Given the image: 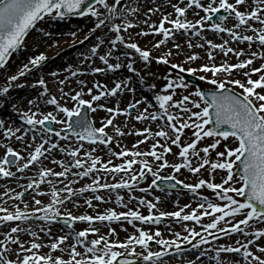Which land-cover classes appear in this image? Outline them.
I'll use <instances>...</instances> for the list:
<instances>
[{
  "label": "snow or ice",
  "instance_id": "6c2138e0",
  "mask_svg": "<svg viewBox=\"0 0 264 264\" xmlns=\"http://www.w3.org/2000/svg\"><path fill=\"white\" fill-rule=\"evenodd\" d=\"M246 3L248 4V8L241 11L240 6ZM98 6H102L103 11L99 10ZM192 6L202 10L205 14L195 22L188 21L185 16L187 8ZM118 7L121 10L119 12L117 11ZM172 7L176 14L175 19H171L168 15H163L158 26L151 24L149 25V31L142 30L137 35H161L163 39L153 45L155 48H160L169 38L174 40L176 33L181 35H200L206 23L210 22L216 13L223 10L229 17H234L236 23L233 28L221 25L220 23L210 24L211 30L214 33L227 32L232 40L248 42L249 47H251L254 41H258L259 45L264 47V0H234V2H230V0H188L187 8L178 6L177 4H173ZM123 8V0H94V3L92 0H0V68L5 66L13 52L20 49L26 34L36 26L38 21L44 20L45 17L64 20L66 17L72 15L91 16L95 20V23L93 29H90V31L107 28L108 32L112 34L107 37V41L101 40L90 49V55L97 56L102 45L105 42L109 44V52L99 55L100 61L103 62L108 71H116L123 66L129 72L139 75V71L134 67V62L123 65L119 56H117L116 62L109 61L108 57L120 46H123L124 49L132 50L134 54H138V59L146 65L152 59H155L158 64L170 66L172 70H175V79L172 78L171 73L168 75L163 94L154 95L158 110L156 112H149L148 108L153 107V105L150 101H143V103L147 104V107L143 108L135 116V119L138 121L159 122L163 120L164 126L154 133V136L160 139H157L148 151H129L124 149L116 153L110 150L111 155L118 157L130 155L132 157L119 165H112L111 159L107 162H102L99 157H95L91 152H88L85 155L88 157L89 163L85 166V161L79 158L82 145L69 150L55 142H51L50 146L46 147L49 143L48 140H44L37 145L25 142V147L31 149L27 157L19 151L14 150L13 147L3 145L0 146L4 148V154L0 157V177L11 178L14 176L11 170L13 167H15L17 172H23L30 165L41 162L40 158L45 157V153L58 150L74 158L70 162L71 167L81 170L75 172V176L87 177L89 174L100 171L106 173H127L134 164H140L139 172L130 177L132 183L122 181L111 185L107 183L100 184L99 177L94 176L93 184L89 185L88 189L81 188L79 190L81 193L86 190L95 193L99 188L131 189L138 177L145 179L148 174H151L153 177L151 181L152 185H156L158 180L165 182L174 181L175 183L172 187L182 185L183 188L194 194L197 189L206 184L207 188L213 190L218 199L224 203L207 202V198H203V202L197 205L199 211L192 209L191 212L183 215V208H181L175 212H161L158 216H154L152 209L155 205L151 202H147L149 209L148 216L141 215L136 210L120 213L114 210H106L104 214L96 216H74L71 212H67L65 215L68 219L64 222L69 227H71L69 220L87 222L89 227L78 232L56 237L50 245H46L49 247L50 252L41 255L39 250L45 245L36 242L38 239L36 232L31 229L21 228L18 224L11 225L8 222L27 221L29 219L45 221L46 226L41 227L40 231L52 239L51 227L47 225H51L53 221H56L61 215L60 208L64 206L66 201L73 202L72 198L77 195L74 189L68 186L71 183L68 180V183L61 181L64 184L63 188H51V198L47 204L37 198L38 196L49 194L40 189V185L45 182L48 176L67 179L69 167L63 161L53 159L52 163L58 164L62 168V171L54 172L46 167L40 169L39 180L29 182L24 192L17 194V199H21L23 202L25 192L29 189L32 190V199L36 205V207L32 208V216L28 214V205L26 203L25 210L16 207L14 212L9 211L5 207H0V213H4L0 215V225L9 229L5 233V240L0 241V248H2V252H0V264H139V260L132 257H141L144 264H164L165 257L171 259L176 255H181V245L185 243L196 250L193 255L197 257L195 261L188 260L186 264H205V261L201 258L207 256V251L201 246L210 244L209 237L212 240L219 241L225 236L231 239L233 235L237 236L234 243H218L214 249H210L214 255L207 256V259L213 261V264H224L225 261L227 264H242V262L243 264H264V256L257 255L252 251V248L255 247L259 253L264 254V245H257V241L264 239V227L254 226L255 224H264V65L261 68H252L250 71H244L242 75L245 79L243 80L233 78L232 76L234 69H247L252 65L253 58L259 56V58L264 59V54L251 52L249 59L231 65L227 63L221 65L204 64L199 67L189 66L185 68L182 63H173L170 59L171 56L179 54V50L182 48L180 44L174 43L173 47L178 50L177 53L168 51L161 56L151 57L150 50L142 49L136 42L132 41L130 35L126 39L125 35L122 34V31L127 32V29L132 27V24L126 18L120 24L114 22L121 15ZM132 11L134 12L136 9H132ZM154 11L157 10L148 9L150 13ZM221 19L224 20L226 17H221ZM251 21H256L260 27H254L250 23ZM165 22L170 24L172 28H166ZM145 23L147 24L148 22L145 21ZM241 27H245L253 35H245L235 30ZM207 43L213 49L220 48L224 51L225 45H217L212 43V41H207ZM225 44H227V41H225ZM194 46L203 47V44L193 45L189 42V48ZM228 53H234L239 57L243 54V51H236L228 47L224 51V55L227 56ZM88 58L90 57H85V59ZM208 58L209 60L213 59L211 52L208 53ZM197 59H199L198 55L193 53L187 55L184 62L190 64ZM45 60L44 54L31 57L27 64L22 65V70L16 75L8 77L6 85L0 87V99L5 98L12 87H25L23 84L14 85L13 82L30 73L32 69L41 67L42 62ZM104 70L97 67L93 71L98 73ZM185 72L193 75L196 72L205 73L206 75H200L198 79L205 84L211 85L212 88L206 92L201 87L190 86L185 82L182 75ZM253 73H260V75L257 79L253 80L251 78ZM77 74L76 71H72L71 73L72 76H76ZM51 75L55 77L57 73L52 72ZM64 83L65 80L59 81L60 85ZM79 83L83 84L84 82L80 81ZM28 86L32 88L39 87L41 89L37 98L48 94L47 83L43 78H38L34 84ZM94 87L97 89L95 94H93V89H87L88 99L84 98L83 89L72 93L64 92L63 88H60L59 90L63 93V96L73 103L72 107L61 105L55 96L45 101L49 105H54L55 110L62 115L63 119H58L57 115H54L51 111L46 114L40 113L39 105L32 99L28 100L29 109L23 111L20 118L24 124L34 130L37 126H40L43 133L53 132L52 129L44 127L46 123L63 125L62 131L68 135H62V131L54 132V136L61 140H67L71 136L79 141L87 140L92 144L99 142L106 145L112 140V137L107 136L105 129L107 126L113 124V119L107 118L106 122H102L101 127L96 128L87 115H81V109L86 107L91 112L103 109L110 114L121 112L122 110L119 108H109L104 104L96 102L101 101L105 97L117 95V91L122 87V84L116 83L111 89H106V86L99 83L95 84ZM151 87L155 88V85ZM177 88H182L186 91L191 88L192 90L188 94L183 95L179 100H175L174 96L176 95L175 90ZM235 88H239L240 91H235ZM258 89L259 91H257ZM141 103L142 101L139 100L130 103L128 109H136L137 105ZM12 107L14 110L17 109V105L15 104ZM33 108H36V111H33ZM123 111L125 114H128L127 110ZM73 118H75L74 121ZM3 127H5V123L3 120H0V128ZM225 127L227 130H225ZM185 129L192 130L194 139L182 141L181 136ZM116 131L119 135L128 134L121 132L119 128ZM20 132H22V128L20 127H17L15 130L8 128L4 136L9 138L15 137L17 141H21L24 139V136L16 135V133ZM146 133L151 135V129L144 128L133 134L144 135ZM205 137L213 138L212 142L203 148H198V142ZM229 138H232L231 143H229ZM33 139H35V136ZM147 139L148 136H145V140ZM161 140L164 143H161ZM221 144L223 150L216 152L218 159L210 162L208 158L209 150H216L217 146ZM171 145L176 146L178 152L173 153ZM134 147L136 146L134 145ZM201 152L204 154L203 156L200 155ZM169 153L174 157H179V160L169 161L167 158ZM149 158H151V163L149 162ZM205 165H210L212 170H225L226 177L222 178L221 183H213L200 179L198 183L193 185L179 180L174 174L167 176L160 175L166 168L172 169L173 173H180L182 169H187L190 173L195 174L199 173ZM234 168L239 173L238 180L234 173ZM233 181H236L239 186L237 187L231 183ZM48 183L51 184V181H48ZM141 191L146 190L141 189ZM61 192H66V195H60L59 193ZM238 197L242 199H237ZM94 199L99 201L103 197L96 195ZM121 200L122 198L118 195L117 202H121ZM87 203L89 206H92L90 200ZM139 203L143 204L145 201L141 199ZM184 207L189 206L185 205ZM36 213H42V215L36 216ZM204 216H210L211 221L201 223ZM163 217H174L177 222L194 221L200 224L205 235L196 231L195 228H188L187 225H182L184 232L187 234L181 235L179 232H173L175 238L169 240L163 238L159 227L152 232L139 228L134 223L135 221H139L159 225L163 223ZM95 221H99L100 226H93ZM121 221L133 225L138 232V236H129L126 241L120 242L106 239L105 235L100 234V227L109 226L112 222ZM104 222H108V225H105ZM166 227L171 231L169 225H166ZM24 231H27L33 237L31 241L27 242V247L25 246L26 242L20 240L18 236V233ZM90 234L96 238L89 240ZM108 235H116V230L109 226ZM197 237L199 238L198 240L196 239ZM69 239L73 241L72 244H67ZM193 240H196V242L193 243ZM152 241L160 246V250H151L150 242ZM8 243L17 246L16 250H14L17 254L15 261L6 258L3 254L9 251L7 247ZM65 245L69 255L68 260L51 255V252L65 251ZM136 246L139 247V252L136 251ZM78 247H82L85 251H77ZM20 251L25 253L22 257L19 256ZM222 254H239L241 258L237 259L236 255L222 256Z\"/></svg>",
  "mask_w": 264,
  "mask_h": 264
},
{
  "label": "rangeland",
  "instance_id": "374dc122",
  "mask_svg": "<svg viewBox=\"0 0 264 264\" xmlns=\"http://www.w3.org/2000/svg\"><path fill=\"white\" fill-rule=\"evenodd\" d=\"M178 2V3H177ZM230 2H234V0H230ZM131 5H137L136 6V11H130V15L132 17H127L126 20L128 22L132 21V27H129L127 29V32H123L122 34L125 35L126 39L130 35L132 41L136 42L142 49H147L150 50L151 57H157L165 54L168 51H172L173 53H177V49L173 47L174 43H178L182 46L181 50H179V54H175L170 57L171 61L173 63H182L185 68L191 66V67H199L200 65L204 64H215V65H221L223 63L227 64H236L240 61L247 60L250 58L251 53L248 55L245 54V52L248 51L249 44L248 42H238L234 41L230 38L229 34L227 32H222V33H214L211 30L210 24L206 23L205 27L201 30L200 35H194V34H185L181 35L179 33L175 34L174 40L172 38H169L165 44L161 45L160 48H155L153 47L154 44H156L158 41L163 39V37L159 34H149V35H137L140 33L142 30L143 31H149V25L151 24H156L157 26L159 25L163 15H168L171 19L176 18L175 11L172 7L173 4H177L178 6L181 7H186L187 8V3L188 0H128L125 2V5L128 4ZM168 5L162 9V7L167 4ZM124 5V9H126V6ZM99 10L103 11L102 6H98ZM154 9L157 11L154 12H148V9ZM248 8V4H244L240 6V10L244 11ZM191 9H194L193 11H190ZM117 11H121L120 8L118 7ZM123 12V11H122ZM136 12V13H135ZM167 13V14H166ZM137 14L136 22H134V16ZM204 12L200 9L195 8V6H192L191 8H187L185 16L188 21L190 22H195L199 17L204 16ZM125 18H123L122 13L120 16H118L115 19V23L120 24L123 22ZM130 19V20H129ZM183 19V18H182ZM232 22H229V25H226L229 28H233L235 25L236 21L234 17H231ZM145 21L148 23L146 24ZM95 20L91 16H83L79 21H74L72 18H65L64 20L60 19H54L50 17H45L44 20L40 21L38 25H36L33 29V31L24 38L23 44L18 49L16 53L11 55L10 59L6 63V67L0 72V87H3L7 83L8 77L12 75H16L20 70H22V65L27 64L29 62V59L31 57H35L36 55L39 54H44L46 57V60L42 62V66L39 68H34L32 71L28 74H26L23 77H20L17 81L13 82V84H23L25 87H15L13 89L9 90V94L12 96V99H17L20 97V100H22V105L23 109L20 110V112L16 113L15 116H13L12 120L15 123L19 122L20 115L22 114L23 111H26L29 109L28 105V100L32 99L35 100L36 103L39 105V112L46 114L47 112H53L54 115H57L58 119H63L62 115L59 114L55 110L54 105H49L45 101L52 96H55L59 103L61 105H65L68 107H72L73 103L66 99L63 96V93L59 90L60 88H63L64 92H72L74 93L75 91H79L83 89V95L85 99H88V93L87 89H93V94L96 93L97 89L94 87L95 84L99 83L103 86H106V89H111L115 86L114 82H109L105 80L104 77L99 78V75H108L109 78H113L114 76L119 79L117 81L118 83H123L122 87L117 91V95L115 96H109L106 98H103L101 101L96 102L100 104H104L106 107L109 108H119L122 110L121 112L110 114L103 109H98L96 112H90V120L93 122L94 127L99 128L102 126V122H106L107 118H112L113 119V124L109 125L106 127L105 131L107 136L112 137V140L106 144V145H100V144H95V145H88L86 146V151L91 152L93 156L99 157L102 162H107L109 159H111L112 165H119L121 163H124L127 159H131L132 157L126 156V157H118L115 155H111V152H120L121 150L127 149L129 151H148L151 149L152 144L157 140L160 139L158 137L154 136V133L158 130H160V127L164 126V121L161 120L159 122L155 121H138L135 119V116L140 112L143 108L147 107L146 103H143V101H150L153 107H149L148 111L149 112H156L158 110V105H156V102L154 100V95L155 94H163V89L166 84V80L168 75L171 73L172 78L175 79V70H172L170 66L164 65V64H158L155 59H152L149 64H145L143 61L138 59V54H134L132 50L124 49L123 46H120V48H117L113 51L111 55H114V57H108L110 62H116L117 56H119L120 61L122 62L123 65H126L129 62H134V67L139 71V75L136 73L129 72L126 67H121L119 70L116 71H108L106 69V66L103 64L102 61L99 59V55L107 54L109 52V44L105 42L102 47L99 49L97 58L94 59V66H89V67H84V65H80L79 62H85L87 59L85 57H89L88 55L90 54V49L93 47V45H96L99 41L104 40L107 41V37L109 35H112L111 33L108 32L107 28H104L103 30H96V31H90V29H93L94 27ZM252 23V21H251ZM252 25L256 27V24ZM259 26V24H258ZM165 27L171 29L172 26L165 22ZM206 29V30H205ZM238 31V29H235ZM183 31V30H181ZM206 32L212 35H214L215 39L213 40L212 43L217 44V45H225L224 51L227 50L228 47H231L232 49L236 51H243V54L237 57L234 53H228L227 56L224 55V51H222L220 48H215L214 50L217 51V57L213 56L212 60H209L208 54L204 53L205 51L202 52L199 47L194 46L189 48L188 44L189 43H182L183 38H202L203 41H207V36ZM249 31L245 33V35H251L248 34ZM75 33V35H73ZM87 37V38H86ZM225 41H227V44H225ZM255 43L251 44V52H258L261 54H264V50L261 48V45H259L258 41H254ZM194 45V44H193ZM213 49V48H212ZM127 53V55H125ZM197 54L199 59H197L194 62L185 63L186 56L189 54ZM58 60V65L57 67H63V70L60 74H58L55 77H52V79H44L45 76L44 74L47 73L48 71H51L50 69L53 68V65H49L48 62H51L53 60ZM92 60V59H90ZM90 60H87L86 62H91ZM126 63V64H125ZM264 65L263 59L256 57L253 58V63L250 65L247 69H239V70H233V78H238V79H245V77L242 75L244 71H250L252 68H261V66ZM84 67V68H83ZM102 68L105 69L104 71L101 72H94L93 70L95 68ZM72 71H76L78 74L76 76H72L71 73ZM130 73V74H129ZM193 75V74H191ZM200 75H206L205 73L202 72H196L193 76L199 77ZM210 75V74H208ZM260 73H253L251 75V78L253 80L257 79L259 77ZM85 76L89 77H94L96 80L92 83H90L87 87L85 85ZM38 78H43L48 87V94L44 97H40L44 100V104H39L36 99L38 95H35V90L38 91V93L41 91V89L37 88H32L29 87L28 85H31L32 83L34 84L35 81ZM56 78L57 80H54ZM60 80H65V83L63 85L59 84ZM80 81H83L84 83L81 84L79 83ZM144 81V83H143ZM199 85L198 87L201 88H207L211 89L212 86L205 84L204 82L199 80ZM147 86V85H155V88L153 87H146L145 90H142V86ZM126 85V86H125ZM191 86V85H190ZM110 87V88H108ZM234 87V86H232ZM154 91H152L151 89ZM192 89L189 88L187 91L182 89V88H177L176 95L174 96L175 100H179L183 95L188 94L189 91ZM235 91L239 92V88H235ZM259 91V89L257 90ZM31 92V93H30ZM34 93V95H32ZM127 94V96L130 98L128 101L126 98H122L123 94ZM120 98V102H117V99ZM195 99V97H193ZM2 99H0V109L2 108ZM142 101L141 104L137 105V108L133 113L125 114L123 110L128 109V105L130 103H134L135 101ZM114 103V104H113ZM95 106V105H94ZM33 111H36V108L32 109ZM195 111V109H193ZM1 112H3L2 115H0V118L5 120L8 118V115L4 114L8 113V111H4L1 109ZM57 112V113H56ZM88 112V113H89ZM1 120V119H0ZM53 125L57 128H62L64 127L61 124H55ZM22 126V125H21ZM25 126V125H24ZM37 129H33L34 131H27L25 128L24 133H26V140L30 143L31 145H37L40 142L38 139L43 138L47 139L49 142H55L59 145H62L69 150L71 148L77 147L81 145L78 140L75 138H69L67 140H61L57 137L54 136L53 134H48V133H43L42 130L40 129V126H37ZM119 128L120 130H124V133H128L127 135H119L116 131V129ZM144 128H149L151 129V135L149 134H144V135H136L133 134L136 131L143 130ZM28 129V128H27ZM6 132L5 129L0 128V146L7 145L11 146L14 148V150H17L21 153L19 150L18 146L16 143H13L9 137H5L4 133ZM171 134V133H170ZM62 135H65L62 133ZM35 136V139L33 137ZM145 136H148V139L145 140ZM182 141H186L188 139H194L192 136V130L191 129H185L182 136H181ZM75 140V141H74ZM142 140L144 142L141 143L139 147H137L139 141ZM213 138L205 137L203 140L198 142L197 147L198 148H203L210 144L212 142ZM232 142V138H229V143ZM161 143H164L163 140H161ZM49 144V143H48ZM47 144V145H48ZM223 144V141H222ZM222 144L217 146L216 150H209L208 158L210 162H214L218 159L216 156L217 151H221L222 149ZM46 145V146H47ZM134 145L136 147H134ZM234 146V144H233ZM172 147V152H178V148L174 145H171ZM94 149V151H92ZM31 149L27 148L24 150L26 153V157L29 154V151ZM111 150V152H110ZM159 151V149H157ZM84 151V150H83ZM4 154V148L0 147V157ZM56 157H53L52 159L46 158L45 160L41 159V162L37 163L39 166L37 167V170H34L33 173H30L28 175V178L23 182L21 180L20 176L17 174L16 169L13 167L11 170L13 173H15L14 180H17L20 182V187L18 189H24L25 186L29 183L27 180L33 181V180H39V170L42 168H48V169H54L52 171L54 172H59L62 171V168L58 164L52 163L53 159L63 161L66 166L69 167V172L67 174V179L65 178H57L54 176H48L45 180L44 183L40 185V189L45 191L46 193H49L48 195L50 196V191L52 187L56 188H61L63 183L61 181H64V183H68V180L71 181V183L68 184L69 187H72L74 191L77 193L76 196L72 198L73 202H68L66 201L64 206L60 208L61 216L67 217L65 213L71 212L72 215L74 216H79V215H92L96 216L98 214H104L106 210H114L117 213L120 212H127L129 210H136L138 211L141 215L147 216L149 215V209L147 207V202H151L152 204L155 205V207L152 209V214L153 215H159L161 212H175V209L179 208L180 205L182 204L183 199H185V196L179 197L178 202H170V201H163V203H166V205H162V203H159V197L161 196H173L171 194H191L196 196V202L193 207L190 208L189 210H183V214L189 213L192 211V209H197V205L200 202H203V198H207V202H215V203H220L223 204L224 202L219 200L218 197L214 194L213 190L208 189L206 184L201 186L200 189H197L196 193H192L189 190L183 188L182 185H179V189L176 191H169L162 189L161 187L155 188L151 184V181L153 179L152 175H147L145 179H140L137 178V181L135 182L134 186L131 189H126V188H119V189H106V188H99L97 192L93 193L90 190H86L83 193H81L80 190L81 188L88 189L89 185L93 184V177L96 174H100L99 177L101 180V184L107 183L109 185L114 184V183H120L123 181L121 176L118 174L123 175L126 179V181H129V183H132L130 180L131 175L137 174L140 170V164H134L132 168L127 172H118V173H106L103 171H100L98 173H92L89 174L87 177L83 176H75L74 173L77 171H81L79 169H74L71 167L70 162L74 160V158L67 156L64 153H61L57 151ZM201 156L204 154L201 152ZM79 158L85 161V166L88 165L89 160L88 157L85 155V153H82V151L79 152ZM167 158L169 161L173 160H179V157H174L171 153L168 154ZM139 159V158H138ZM149 162L151 163V158H149ZM44 165V166H41ZM100 167V165H98ZM72 168V169H71ZM165 170V169H164ZM234 173H235V168H234ZM169 174H174L177 176L179 180L184 181L185 183L189 184H196L199 182L200 179H204L205 181L213 182V183H221L222 178L226 177V172L225 170L221 169H216L212 170L210 168V165H205L204 168L200 170L199 173H190L187 169H182L180 173H173L172 170H169ZM18 175V176H17ZM7 181L10 178H5V177H0V180ZM238 180V178H237ZM48 181H51V184H53L52 187L49 188V190H44V187L50 185ZM2 181H0V184ZM8 183V182H7ZM235 186H239V184L236 181L231 182ZM44 185V186H43ZM43 186V187H42ZM227 186V185H226ZM149 188L150 192L148 194V191H141V189ZM58 188V189H59ZM147 190V189H145ZM180 190H183V192H180ZM19 192V191H18ZM17 192V193H18ZM21 192H24L21 191ZM17 193L14 195V199L18 201L19 207L21 210H25V203L28 205L27 211L30 216H32V208L36 207L34 204V201L32 199L33 192L27 191L25 192V196L23 198V202L21 199H17ZM60 195H66V192H61L59 193ZM100 195L103 197L102 200H96L94 199V196ZM120 196L122 198L121 202H117V196ZM234 195V194H232ZM47 195H41L38 196L37 198L42 200L45 204H47L50 200L51 197ZM131 197V198H130ZM27 198V199H26ZM86 198V199H84ZM158 198V199H157ZM144 200L145 203L141 204L139 203V200ZM241 199V198H237ZM91 201V205L87 203V201ZM185 202V201H184ZM118 203L119 206L116 204ZM175 203V204H173ZM178 204V206H177ZM0 207H5L8 210V207L5 205H1ZM15 210V209H13ZM199 211V209H197ZM14 212V211H13ZM3 215V214H2ZM36 216L42 215V213H36ZM218 215V214H214ZM170 217H163V223L155 226L152 223H142L139 221H135L134 223L136 224L137 227L143 228L146 231H152L154 232L157 227H159L160 231L162 232L163 238L164 239H174L175 237L173 236V232H179L181 235H185L187 233L184 232V229L182 225H187L188 228H195L196 231L201 232L202 235H205L203 233L200 224L195 223L194 221H179L174 219H170ZM211 221L210 216H204L202 217L201 223H208ZM187 222V223H185ZM32 231H39L40 235L42 236V244L45 242L47 245H50V243L53 242V240L61 235H68L63 232L67 230H62L61 229H67V228H73V232H78L82 229L88 228L89 225L87 222H80V221H71L69 224L71 227L68 225H61L56 221H53L51 225H47L51 227V236L52 239H50L47 235H45L44 232L40 231L41 227L46 226L45 221H41L39 219H29L27 221H12L10 222L11 225H21V224ZM223 223V222H221ZM105 225H108V222H104ZM166 225H169L171 227V231H169V228L166 227ZM93 226H100L99 221H95ZM109 226L111 228H114L116 230V235H108L109 233ZM109 226H104L100 227V234L105 235L106 239L109 240H117L120 242L126 241V239L129 236L137 235L138 232L136 231V228L133 227V225L128 224L127 222L121 221V222H112ZM255 227H264V224H255ZM0 227V241L5 240V231H1ZM215 231V230H211ZM36 232V234H37ZM59 232V233H58ZM63 233V234H60ZM28 236V232L25 234ZM118 235H120L121 238H118ZM219 235V234H217ZM96 238L93 235H89L88 239H94ZM33 238H28V241H26L25 246L27 247L28 244L27 242L31 241ZM197 240L199 239L198 237L196 238ZM237 239V236L233 235L231 239L229 237L225 236L222 237L219 241L217 240H212L211 237H209V240L211 241L210 244L201 246L203 249L207 251V256L214 255L210 251V249H214L218 243H225V244H230L234 243V241ZM196 240H193V243H195ZM72 240L69 239L67 241V244H72ZM151 245V250L157 251L160 250V246L156 245L154 241L150 242ZM11 243L7 244V247L10 246ZM257 245H264V239H261L257 241ZM44 247V246H43ZM39 250V253L41 255L43 254H48L50 252L49 247H44ZM65 251H55L51 252V255L53 257H62L64 260L69 259L68 251L66 249ZM17 246L14 244L12 249H16ZM189 248V249H188ZM191 251H188V250ZM77 251L79 252H84L85 249L82 247H78ZM123 251V250H120ZM136 251L139 252L140 249L138 246H136ZM196 250L192 249L190 245L188 244H182L181 245V255H176L174 258L169 259V257L164 258V264H186L188 260H196V256L193 255V253ZM252 251L257 254V255H262L257 251V248L253 247ZM0 252H2V248H0ZM6 258H9L11 260H16L15 255L13 252H7L3 253ZM21 254V253H20ZM25 254V253H24ZM23 254V255H24ZM229 255H236L237 259H240L239 254H222V256H229ZM21 257V255H19ZM207 256L205 257V260H207L206 264H213V261L208 260ZM79 258V257H78ZM133 259H138L139 264H144L143 260L141 257H132ZM224 264H227L225 261ZM243 264V262H242Z\"/></svg>",
  "mask_w": 264,
  "mask_h": 264
},
{
  "label": "bare ground",
  "instance_id": "6f19581e",
  "mask_svg": "<svg viewBox=\"0 0 264 264\" xmlns=\"http://www.w3.org/2000/svg\"><path fill=\"white\" fill-rule=\"evenodd\" d=\"M126 1H128V0H123V4L125 5V2ZM178 3V2H177ZM168 5V3L167 4H165L163 7H162V9H164L166 6ZM126 6V9H124L123 10V12H122V16H123V18H127V17H132L131 15H130V11L132 10V9H136V4L135 5H131L130 3L128 4V5H125ZM194 9H191L190 11H193ZM136 13V12H135ZM167 14V13H166ZM136 18H137V14L134 16V22H136ZM130 20V19H129ZM132 21H133V19H131V21H130V23H132ZM183 40L184 41H182V43H189V42H191L192 44H194V45H201V44H203V47H201L203 50H207V49H209L210 47H209V45H208V43H207V41H203V40H200L199 38L198 39H195V38H183ZM197 47V46H196ZM90 58H88L87 60H90V59H92V60H90L91 62H79V64L80 65H84V67H89V66H94V64H95V62H94V59L95 58H97V56H91L90 54L88 55ZM110 57V56H109ZM111 57H114V55H111ZM49 63V65H53V66H55L54 68H52V70L51 71H48L47 73H45L44 74V76H45V78L44 79H52V77H54V76H52L51 75V73L52 72H56L57 73V75L58 74H60L61 72H62V70H63V67H57V65H58V60H53V61H51V62H48ZM126 64V63H125ZM83 67V68H84ZM101 77H104L105 78V80H107V81H109V82H114V84H116V83H118L117 81H119V79L117 78V77H115L114 76V79L113 78H109L108 77V75H99V78L98 79H100ZM54 80H57L56 78H54ZM85 85H86V87L90 84V83H92V82H94L96 79L94 78V77H89V76H85ZM143 83H144V81H143ZM33 84V83H32ZM122 84H124V82L122 83ZM148 87H151V85H147ZM147 86H145V84H144V88H146ZM13 88H15V87H12L11 89H13ZM108 88H110V87H108ZM37 89H39L38 87H37ZM151 89V88H150ZM35 90V95H38V91H36V89H34ZM152 90V89H151ZM153 91V90H152ZM154 92V91H153ZM31 93V92H30ZM32 95H34V93L32 94ZM37 98V97H36ZM106 98V97H105ZM122 98H126V100L128 101L130 98L127 96V94L125 93V94H123L122 95ZM120 98H118L117 99V102H120V100H119ZM37 101H38V103L39 104H42V105H45L44 104V100L42 99V98H38V99H36ZM10 102H11V95L9 94V92H8V94H7V96L5 97V98H3V100H2V110H4V111H6V110H8V112H10V113H5L4 112V114H6V115H8L9 116V118H6L5 120H3L2 118H0L1 120H3L4 121V123H5V127H3V129H5L6 131H7V129L8 128H12L13 130H15L17 127H20V125H17V124H15L12 120H10V118H12L14 115L13 114H11V111H12V105H10ZM20 104L21 103H19V102H16L15 103V105H17V108H19L20 107ZM114 104V103H113ZM1 109H0V115H2L3 114V112H1ZM6 109V110H5ZM102 110V109H101ZM57 113V112H56ZM28 129H31L30 128V126H26ZM21 128V127H20ZM24 130H22V132H20V133H16V135H23L24 136V139L23 140H21V141H17L16 139H15V137H11V138H9L13 143H16L17 144V146H18V148H19V150L21 151V154L22 155H24L25 157H26V153L24 152V150H26L27 148L25 147V142H27V143H29V144H32V143H30V142H28L27 140H26V136H25V134H24V132H23ZM121 132H123L124 133V130H120ZM85 147L86 146H84V145H82V148L81 149H83L84 151V153L86 152V149H85ZM80 149V150H81ZM56 151H58V150H54V151H52L51 153H50V158L49 159H51V157H53L54 155H57V154H54ZM46 157V156H45ZM37 169V167H35L34 165H32V167L30 168V170L29 171H26L22 176L24 177V181L28 178V175H29V173H30V171H34V170H36ZM169 170H172V169H170V168H166L165 170H163L161 173H160V175L161 176H167V175H169ZM119 176H121L120 178H122L123 179V181H126L125 179V177L123 176V175H121V174H118ZM148 175H151V174H148ZM14 177H15V174H14V176L13 177H11L7 182H4L5 184H0V203H1V205H5L6 207H8L9 209H11L12 208V210H9V211H11V212H13V211H15V210H13V209H15L18 205H19V203H18V201L17 200H15L14 199V195L18 192V190H17V188H19L20 186V182L19 181H17V180H14ZM139 178V177H138ZM23 181V182H24ZM64 187V185H62L61 186V188H63ZM59 188V187H58ZM145 189H147L146 191H148V194H149V192H150V189L147 187V188H145ZM24 190V189H23ZM23 190H20L18 193H20L21 191H23ZM28 191H30L31 192V190L29 189ZM17 193V194H18ZM181 196H185V199H183V201H188V202H183L182 201V204L180 205V207L179 208H177V209H175V211H178V210H180L181 208H183V210H189L190 211V208L194 205V204H192L191 202H193V200H195V198H196V196L195 195H189V194H187V195H185V194H174L173 196H161V197H159V203H162V205H166V203H163V201H165V200H167V201H170V202H178L179 200H177L178 199V197H181ZM27 199V198H26ZM187 199H191V201H189V200H187ZM118 206H119V204L118 203H116ZM173 204H175V203H173ZM185 205H188L189 207H184ZM177 206H178V204H177ZM2 214H4V213H0V215H2ZM170 219H174V217H170L169 218V220ZM176 219V218H175ZM187 222H189V221H187ZM187 222H185V223H187ZM9 224H10V222H8ZM21 224V223H20ZM21 228H25V229H29V228H27V227H25V225L23 226L22 224L21 225H19ZM0 227H1V229H3V230H1V231H5V232H8L9 231V229L8 228H6V227H4L3 225H0ZM62 230H67V231H65V232H63V233H65V234H70V233H72L73 231V228H67V229H61L60 231H62ZM35 232H37V231H35ZM27 233V231H24V232H20V233H18V236H19V239L20 240H22V241H24V242H26V241H28V238H31L32 236H30V235H28V236H26L25 234ZM59 233V232H58ZM63 233H61L60 232V234H63ZM37 237H38V239H37V241H39L40 243H42V238H41V236L40 235H38L37 234ZM33 238V237H32ZM118 238H121L120 237V235H118ZM36 241V242H37ZM38 242V243H39ZM13 245L14 244H11L10 246H8V248H9V251L8 252H13V254L15 255V259H17V254H16V251H14V250H16V249H12V247H13ZM43 245H45L44 247H47L46 245V243L44 242L43 243ZM43 247V248H44ZM189 249V248H188ZM187 249V250H188ZM174 251V250H173ZM188 251H191V250H188ZM21 253V254H20ZM23 254H24V252H22V251H20L19 252V255H21V257L23 256ZM13 261H15V260H13Z\"/></svg>",
  "mask_w": 264,
  "mask_h": 264
},
{
  "label": "water",
  "instance_id": "95a60500",
  "mask_svg": "<svg viewBox=\"0 0 264 264\" xmlns=\"http://www.w3.org/2000/svg\"><path fill=\"white\" fill-rule=\"evenodd\" d=\"M93 3H94V1H92ZM31 30V29H30ZM30 30H29V32H30ZM27 35V34H26ZM1 69V68H0ZM185 78L187 79V80H189L190 82H192V83H195V84H197V80L195 79V78H193V77H191V76H188V75H186L185 76ZM206 92L207 91H209V90H205ZM210 126H213V125H210ZM225 130H227V128L225 127ZM238 173V172H237ZM238 175H239V173H238Z\"/></svg>",
  "mask_w": 264,
  "mask_h": 264
}]
</instances>
